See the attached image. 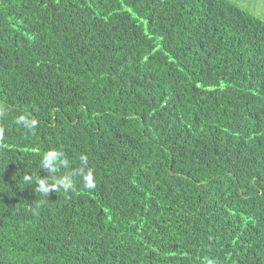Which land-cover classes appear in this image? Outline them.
Masks as SVG:
<instances>
[{
    "label": "trees",
    "instance_id": "obj_1",
    "mask_svg": "<svg viewBox=\"0 0 264 264\" xmlns=\"http://www.w3.org/2000/svg\"><path fill=\"white\" fill-rule=\"evenodd\" d=\"M0 106V264H264L258 15L231 0H0ZM49 149L73 187L45 197Z\"/></svg>",
    "mask_w": 264,
    "mask_h": 264
},
{
    "label": "clouds",
    "instance_id": "obj_2",
    "mask_svg": "<svg viewBox=\"0 0 264 264\" xmlns=\"http://www.w3.org/2000/svg\"><path fill=\"white\" fill-rule=\"evenodd\" d=\"M6 109L0 106V115L5 113ZM16 123L18 125L23 126L24 128L32 131L37 126V120L25 117L20 115L16 118ZM63 152L49 149L48 151L44 152L41 156L40 166L44 169L48 170V173H51V181L45 177H41L34 181L36 187L34 191H38L41 193L42 196L49 197L50 191H54L55 193L63 190L65 193L68 192L73 187V182L70 176L63 175V176H56L55 173L57 169L60 167H68V161L66 159H62ZM80 162L83 166L80 169V173L83 177L84 187L87 189H93L95 187L94 181V173L91 169L87 168V157L84 155L80 156ZM24 180L29 184L33 183V178L29 175L24 176ZM209 264H213L212 261H209Z\"/></svg>",
    "mask_w": 264,
    "mask_h": 264
},
{
    "label": "rangeland",
    "instance_id": "obj_3",
    "mask_svg": "<svg viewBox=\"0 0 264 264\" xmlns=\"http://www.w3.org/2000/svg\"><path fill=\"white\" fill-rule=\"evenodd\" d=\"M247 11L264 19V0H231Z\"/></svg>",
    "mask_w": 264,
    "mask_h": 264
}]
</instances>
